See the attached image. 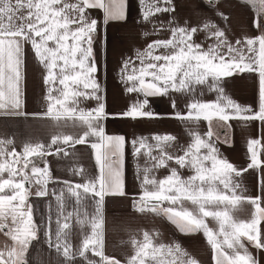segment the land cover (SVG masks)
<instances>
[{"label": "snow or ice", "instance_id": "1", "mask_svg": "<svg viewBox=\"0 0 264 264\" xmlns=\"http://www.w3.org/2000/svg\"><path fill=\"white\" fill-rule=\"evenodd\" d=\"M110 44L128 99L115 111ZM29 59L41 84L31 112ZM248 78L253 104L232 94ZM155 99L169 111H155ZM109 119H170L180 132L129 138L109 133ZM10 120L47 131L18 138L0 127V264H203L155 220L202 235L211 264H264V0H0V122ZM252 124L260 135L246 137L238 165L223 149ZM250 172L258 193L244 183ZM110 199L132 215L110 225Z\"/></svg>", "mask_w": 264, "mask_h": 264}, {"label": "crops", "instance_id": "2", "mask_svg": "<svg viewBox=\"0 0 264 264\" xmlns=\"http://www.w3.org/2000/svg\"><path fill=\"white\" fill-rule=\"evenodd\" d=\"M248 17L245 16L241 18L239 15L236 17V22L247 21ZM113 35L112 29H109L110 40ZM118 59V53L114 52L109 45L108 51V76L106 80L107 85V98H108V108L109 111H115L120 108H123L128 102L127 97L121 94L120 85L112 79V69ZM255 80L253 78H248L246 80H236L232 88L233 96L242 103L253 104L255 101ZM41 93V84L39 74L37 73L31 59H29L28 65V85H27V99L26 106L28 111H34L39 106V97ZM152 107L157 112H167L169 111L168 103L164 99H155L153 100ZM107 130L109 133H119L132 137L133 134H149L155 131H169V132H180V128L176 121L165 119L161 121H139L132 122L129 120H112L109 119L106 122ZM0 127L5 131L12 133L15 132L18 138H24L30 132L36 133H45L47 131V125L38 123V122H29L24 120H10L0 122ZM259 125L252 124L247 129H241L239 126L235 129L234 135V146L225 147L223 149L225 155L234 163L242 165L246 163L247 154H246V144L245 140L248 136H259ZM81 151L87 152V149H84L81 146ZM89 167L91 166V161L85 157L84 161ZM132 158L128 157L127 165V184L130 191H136L135 181L132 176ZM57 171L56 175L65 176L66 173L63 170V167L56 165ZM244 183L247 186L249 193H258L259 189L257 187V174L248 173L244 177ZM39 205L40 211L45 210V202L43 200L36 201ZM106 214L109 219V223L113 222L114 219H127L132 214L128 207V202L119 199H110L107 203ZM132 223L134 225H143L145 227H151L153 221L150 218H140L136 217ZM155 226L158 227L165 235L166 238H175L181 240L183 244L188 247L193 253H195L203 264H211V254L210 250L205 242V239L202 235L196 236H183L176 232L174 226L166 221L155 220ZM111 239V238H110Z\"/></svg>", "mask_w": 264, "mask_h": 264}]
</instances>
